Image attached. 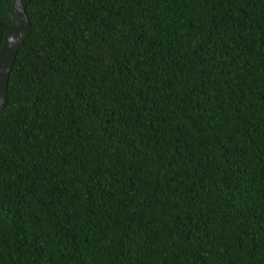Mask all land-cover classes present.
Listing matches in <instances>:
<instances>
[{"label":"trees","instance_id":"16d2710c","mask_svg":"<svg viewBox=\"0 0 264 264\" xmlns=\"http://www.w3.org/2000/svg\"><path fill=\"white\" fill-rule=\"evenodd\" d=\"M26 13L0 108V264H264V0Z\"/></svg>","mask_w":264,"mask_h":264},{"label":"water","instance_id":"95a60500","mask_svg":"<svg viewBox=\"0 0 264 264\" xmlns=\"http://www.w3.org/2000/svg\"><path fill=\"white\" fill-rule=\"evenodd\" d=\"M29 1L12 0L10 5L11 23L4 33L0 47V108L6 103L7 82L15 55L29 29L30 22L26 13Z\"/></svg>","mask_w":264,"mask_h":264}]
</instances>
